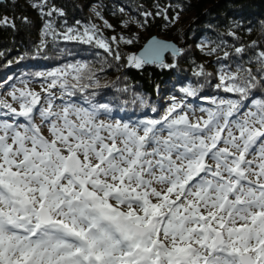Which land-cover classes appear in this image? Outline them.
Here are the masks:
<instances>
[{"label": "snow or ice", "instance_id": "1", "mask_svg": "<svg viewBox=\"0 0 264 264\" xmlns=\"http://www.w3.org/2000/svg\"><path fill=\"white\" fill-rule=\"evenodd\" d=\"M63 35L91 42L94 26ZM170 47L153 41L129 59L158 64ZM257 63L255 72H223L221 85L238 99L212 101L196 122L177 112L182 102L135 123L113 118L104 103L54 111L51 89L71 94L93 80L87 64L47 74L46 107L36 93H11L20 104L5 105L11 122L0 121V264H264V98L241 112L253 90H264V51Z\"/></svg>", "mask_w": 264, "mask_h": 264}, {"label": "trees", "instance_id": "2", "mask_svg": "<svg viewBox=\"0 0 264 264\" xmlns=\"http://www.w3.org/2000/svg\"><path fill=\"white\" fill-rule=\"evenodd\" d=\"M96 6L94 24L89 12ZM53 8L58 11L46 15ZM0 17L10 21L0 25V93L22 82H50L48 73L87 64L95 78L85 77L81 85L90 87L78 85L69 94L58 84L55 90L84 107L89 102L108 104L115 112L112 117L131 123L161 117L170 95L195 104L204 99L237 100V94L224 90L218 76L235 72L238 66L255 72L258 53L264 51V0H16L0 4ZM93 26L91 42L64 38L69 27L82 35ZM153 36L173 41L180 55H167L160 65L135 67L129 58ZM97 40L108 43L111 54ZM237 47L244 52L237 55ZM72 75L67 79L75 83ZM185 88L194 89L196 95L187 96ZM261 98L264 90H253L241 112ZM241 118L238 114L230 119Z\"/></svg>", "mask_w": 264, "mask_h": 264}, {"label": "rangeland", "instance_id": "3", "mask_svg": "<svg viewBox=\"0 0 264 264\" xmlns=\"http://www.w3.org/2000/svg\"><path fill=\"white\" fill-rule=\"evenodd\" d=\"M97 9L98 7L96 6L89 12V14L94 19H96L94 24L98 23ZM222 73L220 75H222ZM220 75L218 77H220ZM219 82L221 83L220 78H219ZM48 83L49 82H44V81H39V80L35 82H22L12 87L9 90H5L1 92L0 93V106H1L0 107V121L9 120V122H11V113L9 112L8 108L5 107V105H11L12 107L19 109L20 101L12 99L11 93L13 92H15L18 97L21 91L36 93L41 97L40 105H38L37 107H46L47 104L49 103V96L43 89L47 86ZM51 92L53 93L52 102H53L54 111H60V109L65 105H73L76 107L82 106L81 104H78L76 102L71 101L68 98H65L61 93H58V91H56L55 89H51ZM173 98H175V100H173ZM179 102L183 103V108L178 109L177 112L180 114L186 113L188 116V119L192 122H196L201 117L206 118V110H209V109L214 110L216 108V104L213 105L209 99H204L201 102H198L197 104H195L189 100H186L185 98H181L175 95H170L165 98L163 106L161 107V113H162L161 117L165 115L170 105H172L173 103H179ZM202 109L205 111H201ZM114 115H115V112L112 111L111 116H114ZM161 117L155 118L153 116H147V117L137 118L136 120L141 121V120H148V119H159ZM113 118L120 120L117 117H113ZM16 120L21 123H26L23 117H16ZM34 123L37 126H40L42 128V132L44 135L46 136L49 135L48 128L41 123V120L38 115L36 116ZM209 163H212V162L209 161Z\"/></svg>", "mask_w": 264, "mask_h": 264}, {"label": "water", "instance_id": "4", "mask_svg": "<svg viewBox=\"0 0 264 264\" xmlns=\"http://www.w3.org/2000/svg\"><path fill=\"white\" fill-rule=\"evenodd\" d=\"M7 1L14 2L16 0H0V4H5ZM153 41H157V42H160V43H163V44H168V45L171 46L168 50H166V51H164L162 53V55H161V63H158L159 65L164 63L165 58H166L167 55H172V56H179L180 55V47L178 45H176L173 41H167V40H165V39H163V38H161L159 36H153V37L149 38L146 41L144 46L139 51H137L136 56L139 57L141 55V53H143L145 51V49ZM173 49L177 50L178 54H174ZM149 65H153V64H149Z\"/></svg>", "mask_w": 264, "mask_h": 264}]
</instances>
